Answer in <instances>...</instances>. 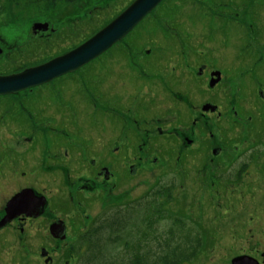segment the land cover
Listing matches in <instances>:
<instances>
[{
    "label": "flooded vegetation",
    "instance_id": "af4514ba",
    "mask_svg": "<svg viewBox=\"0 0 264 264\" xmlns=\"http://www.w3.org/2000/svg\"><path fill=\"white\" fill-rule=\"evenodd\" d=\"M203 3L208 5L205 16L216 9L221 21L218 17L214 21L218 27L205 24L197 36L187 37L189 45L186 41L166 44L171 46L163 48L164 55L180 44L174 55L179 67L165 68L167 64L160 62L163 55L150 53L151 48L145 55H133L127 49L132 42L118 40L95 58L100 59L95 67L81 75L73 72L95 60L50 82L2 95L0 221H9L0 227V249L5 244L16 251L25 243L28 247L37 244L40 258L30 255L26 261L56 263L54 249L76 242L80 216L82 222L89 219L86 211L78 213L73 207H87L85 202L92 196L109 199L111 204L117 183L122 185L137 173V164H124L125 159L139 151V159L152 157L155 163L159 152H167L176 154V161L183 156L193 182L191 191L201 189L200 212L195 210L194 200L190 205L193 242L180 246L192 254H183L178 263L170 264H264V222L255 216L262 209L253 206L254 211H249L248 200L247 204L244 200L246 211L230 205L238 197L251 200L256 194L264 204V86L255 85L261 82L257 70L262 62L252 51H244L258 52V42L243 45L244 37L229 32L237 22L232 20L234 10L228 0ZM253 10L259 28L260 23L264 25V0H253ZM225 26L230 30L224 31ZM258 31L264 34V28ZM117 44L123 45L119 49L127 56L103 60ZM241 53L246 54L245 71L238 74L231 69L235 63L232 54ZM227 72L238 84L254 85L245 98V110H240L234 97L219 101L214 93ZM224 103H231L229 110L219 105ZM249 106L251 114L241 116ZM156 136L170 141L167 150L160 145L147 147ZM143 146L147 149L142 150ZM119 161L120 166L116 165ZM89 180L96 187L88 191ZM207 190L217 206L209 227L197 219L199 214L202 219ZM10 201L16 207L7 213ZM250 212L255 215L248 217ZM256 218L255 231L250 225ZM59 221L63 233L61 224L53 225Z\"/></svg>",
    "mask_w": 264,
    "mask_h": 264
},
{
    "label": "rangeland",
    "instance_id": "374dc122",
    "mask_svg": "<svg viewBox=\"0 0 264 264\" xmlns=\"http://www.w3.org/2000/svg\"><path fill=\"white\" fill-rule=\"evenodd\" d=\"M51 1V3L47 2L46 4L25 7L23 5L17 7L11 4L9 0L0 1V75L17 73V71L38 65L50 60V58L61 55L63 52L71 50L88 36H93V31L96 32V29L104 25V23L106 24L108 20L110 22L133 0H73L70 3H65V1L61 0ZM203 1L162 0L132 32L120 41L132 42L128 44L127 49L133 55H145V50L151 48L150 53L157 56L163 55H161L160 62L162 61L167 64L165 68L179 67V65H175L174 55L179 49L180 44L174 47L172 53L167 52L164 55L163 48L171 46L166 44L188 42L190 39H187V37L196 35V32L202 30L205 24L208 27H218L214 23L215 19L220 17L217 14V10L212 9L208 11L211 19L209 16L206 17L205 13L208 10V5L203 3ZM211 1L217 2L218 0ZM228 1L230 2L229 6L234 10L233 14H231L233 16L232 20H235L237 23L233 24L235 27H232L231 30L225 26L224 31L229 29V32L235 35L240 34L244 37L243 45L254 41L258 42V52L251 48H247L244 51H252L255 55L254 57L259 59V63L262 62V66H259V71L257 70L261 82L255 84L261 85V87L257 86V88H262L264 86V34L261 35L258 30L263 29L264 25L260 23L259 28L255 25L253 0ZM197 12L203 14L204 18ZM261 17L264 19V11ZM220 21L221 17L219 18ZM37 22L47 23L48 28L45 32L38 31V33L32 34L31 29ZM238 27H242L241 31H238ZM253 33H256V37L253 36ZM189 44L191 43L188 42ZM121 46L123 45L117 44L113 50L106 53L107 55L103 60L127 56L124 51L119 49ZM232 56L235 63H231V69H234V72L238 74L244 73L245 66L243 62L245 61L246 54H232ZM96 60L86 65L83 69L73 72V74L81 75L85 71L91 70L97 64ZM252 69L248 72H252ZM225 76L214 93L220 97L219 101H226L228 98L234 97L235 104L240 106V110H245V98L252 94L254 85H248L247 82L238 84L230 72H227ZM202 95L203 97L207 95L203 89ZM2 97L1 95L0 100ZM250 98L252 96L248 99ZM230 104L224 103L219 105H224L229 110ZM250 108L251 106L246 109L247 111L242 112L241 116H246L245 113L251 114ZM261 108L264 109L263 106ZM0 114L4 115L3 113ZM172 120L169 117L168 122H172ZM171 125L175 124L172 123ZM154 145H160L164 150H167L171 143L165 137L156 136L147 147H153ZM142 148V150L147 149L144 146ZM148 150L151 151L150 148ZM146 153L149 154V152ZM159 154L160 159L155 163H152V157L139 159L138 156H142V153H139V151L134 157L123 161L124 164H137L136 172L138 174L129 175L128 181H125L122 185L121 183H117V187L113 191L114 198L111 204L109 203V199L104 200L103 197L102 199L100 197L99 199H95L92 196L85 202L87 207H73L78 213L83 210L89 215V219L84 222H82L83 218L80 216V224L76 232L80 233L86 229H90L93 224H97L96 221L100 220L101 215L105 211H109L112 208L132 207L131 215L133 216L147 214L143 217L144 243L143 247L128 251L132 254V257L120 248L114 250V253L118 254L121 260L129 261L131 259L130 264L133 261H136V264H170L178 263L177 261L182 259L183 254L191 255L192 251L180 250V246L181 244L191 245L193 242L192 233L195 229L191 227L193 219L190 217V211L192 210L190 205L194 200L195 210L200 212L201 189L191 191L193 182L189 179L186 172L187 162L184 161L183 156L180 160L176 161V154H172V156L167 152H159ZM166 164L170 165L163 167L161 171L160 167ZM116 165L120 166V161ZM94 183V180L86 182L88 184L87 188H89L88 191L96 187ZM168 189L171 191L172 199L167 203L165 193ZM124 192L126 194H123ZM209 193L212 192L207 190L204 194L202 219L200 214L197 218L198 221H204L205 226L208 227L212 210L217 208L216 205L211 203ZM122 195L125 196L120 199L119 197ZM154 195L156 198L152 201L161 203L166 211L162 215L152 217L148 216L147 211L143 214L140 209L144 207L143 203L151 200ZM256 198L259 202L255 200ZM255 199L252 198L250 200V198L243 199L238 197V202L230 203V205L238 211L242 212V208H245L246 211L248 208L245 207V204H247L246 200H248L250 204L249 211H254L253 206L262 209L258 213L259 215L250 212L247 214L248 217L253 214L256 217H260L264 222V204L262 203V198L256 194ZM68 212L69 214L73 213L72 210ZM246 221L241 220L242 223ZM134 225H137L136 219L132 220L131 227H134ZM250 226L255 231L257 230V218L254 219ZM227 227L228 225L224 226V228ZM227 234V231L222 233L223 243L226 241L225 236ZM73 246V244H70L65 247H56L54 249V257L58 260L54 264H65V262H68V264H80V257L74 252ZM36 247H38L37 244L32 245V243H29L28 247L25 243L22 250L16 251L15 248L10 250L7 248V244H5L0 249V264H35V261H26L25 257H30L31 255L36 260L39 253V249ZM215 256H222V254H216ZM137 257L140 258L137 259ZM36 264H40V262L36 261Z\"/></svg>",
    "mask_w": 264,
    "mask_h": 264
},
{
    "label": "water",
    "instance_id": "95a60500",
    "mask_svg": "<svg viewBox=\"0 0 264 264\" xmlns=\"http://www.w3.org/2000/svg\"><path fill=\"white\" fill-rule=\"evenodd\" d=\"M161 0H133L126 8L115 16L103 28L98 30L93 36L84 40L80 45L72 48L61 55L50 58V60L39 65L30 66L17 73L0 75V95L16 93L33 86L50 82L53 78L71 73L82 67L87 62L101 55L107 48L111 47L116 41L122 39L133 29L143 18L148 15ZM47 23L37 22L32 29V34L38 31H46ZM217 81V80H216ZM28 203V202H27ZM30 205V204H28ZM16 205L13 202L7 204V213L14 211ZM7 218V217H6ZM9 219L0 221V227ZM63 224L60 221L53 224ZM63 233V225L60 229ZM52 232V229H51ZM63 235L61 236V238Z\"/></svg>",
    "mask_w": 264,
    "mask_h": 264
},
{
    "label": "trees",
    "instance_id": "16d2710c",
    "mask_svg": "<svg viewBox=\"0 0 264 264\" xmlns=\"http://www.w3.org/2000/svg\"><path fill=\"white\" fill-rule=\"evenodd\" d=\"M1 1V0H0ZM11 4L15 6H34L46 4L47 2L51 3V0H9ZM65 3H70L73 0H61ZM109 20L106 22V24ZM105 25V23H104ZM97 28L99 30L100 28ZM95 32L93 31V34ZM92 36V35H91ZM88 36L87 38H89ZM86 38V39H87ZM82 43V42H81ZM64 53V52H63ZM166 202L171 201V191L168 189L165 193ZM156 197L155 195L151 200L145 201L144 209L140 210L144 214L146 211L148 216H157L165 213L166 209L163 205L157 201H152ZM132 208V207H131ZM131 208H112L109 211H105L101 215L100 220L96 221L97 224H93L90 229H86L80 232V235L77 237L76 242L73 243V250L80 257V264H130L129 261L121 260L118 254L114 253V250L119 248L129 254L132 257V254L128 251H133L135 249L143 247V241L145 238L144 231V219L146 215L133 216ZM135 210V211H140ZM109 212V213H106ZM137 220V225L131 227L132 220ZM77 245V246H76ZM140 257H137L139 259ZM146 262V260H145ZM132 264H136V261H133Z\"/></svg>",
    "mask_w": 264,
    "mask_h": 264
}]
</instances>
